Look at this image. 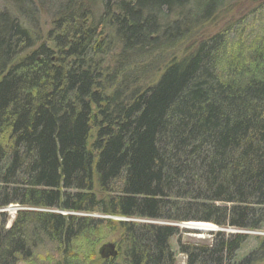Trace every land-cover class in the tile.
<instances>
[{
	"label": "trees",
	"instance_id": "obj_1",
	"mask_svg": "<svg viewBox=\"0 0 264 264\" xmlns=\"http://www.w3.org/2000/svg\"><path fill=\"white\" fill-rule=\"evenodd\" d=\"M245 1L0 0V264H175L153 221L241 231L185 264H264V30L207 32Z\"/></svg>",
	"mask_w": 264,
	"mask_h": 264
},
{
	"label": "rangeland",
	"instance_id": "obj_2",
	"mask_svg": "<svg viewBox=\"0 0 264 264\" xmlns=\"http://www.w3.org/2000/svg\"><path fill=\"white\" fill-rule=\"evenodd\" d=\"M241 19L240 21H237ZM230 23H227L229 22ZM241 22L244 23V27L246 28V32L249 33L251 29H254L255 31H259L260 29L264 30V0H252V1H245L237 5L236 8L230 12V14L224 16V18L220 17L215 22L214 26L207 27V32L209 34L214 32H222L225 30V28L230 24H241ZM232 26L231 30H235V28H238L237 26ZM253 30V31H254ZM20 210H25L24 208H21L19 206H8L7 208L0 209V224L2 221H4V228H9L12 224V221L16 215V213ZM2 215H4L2 217ZM92 218L99 217L96 215H89ZM105 218V217H101ZM107 218V217H106ZM114 220H120L122 218H113ZM148 223V222H147ZM154 225H160V226H170L177 229L178 233L170 238L169 245L171 247V250L175 254V264H185L186 263V257L180 252H178L179 246H186V245H210L213 237L218 232H223L225 234H236L241 233V231L234 230V229H220L216 227V231L209 232L205 234H197L192 231L184 230L179 227L180 223H169L165 221H153L149 222ZM187 223V222H186ZM212 225V224H211ZM245 234H248L250 236L254 235H264L263 233H253V232H247ZM202 236V239L196 238L195 236ZM107 243H114L117 245L118 238L117 237H109L105 240H103L101 243H99L96 246V254L98 255V252L102 245ZM251 244V243H250ZM49 248V247H48ZM50 249V248H49ZM50 251V250H49ZM52 251V249H51ZM50 254V253H49ZM46 253H36L34 258L29 261L19 260L17 264H56V260L54 256H50L51 258H46Z\"/></svg>",
	"mask_w": 264,
	"mask_h": 264
},
{
	"label": "bare ground",
	"instance_id": "obj_3",
	"mask_svg": "<svg viewBox=\"0 0 264 264\" xmlns=\"http://www.w3.org/2000/svg\"><path fill=\"white\" fill-rule=\"evenodd\" d=\"M179 227L184 230L192 231L197 234H205L209 232L216 231V227L209 223L203 222H187V223H180ZM196 238L202 239V236H195Z\"/></svg>",
	"mask_w": 264,
	"mask_h": 264
},
{
	"label": "water",
	"instance_id": "obj_4",
	"mask_svg": "<svg viewBox=\"0 0 264 264\" xmlns=\"http://www.w3.org/2000/svg\"><path fill=\"white\" fill-rule=\"evenodd\" d=\"M124 220V219H120ZM98 256L102 260H111L117 256V245L114 243H107L101 246Z\"/></svg>",
	"mask_w": 264,
	"mask_h": 264
}]
</instances>
